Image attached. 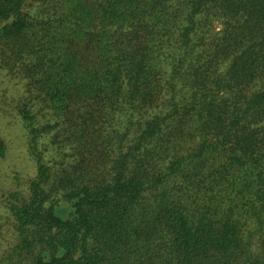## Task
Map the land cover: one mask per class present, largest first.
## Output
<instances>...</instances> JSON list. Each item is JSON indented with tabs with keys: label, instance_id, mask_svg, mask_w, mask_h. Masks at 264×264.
<instances>
[{
	"label": "trees",
	"instance_id": "1",
	"mask_svg": "<svg viewBox=\"0 0 264 264\" xmlns=\"http://www.w3.org/2000/svg\"><path fill=\"white\" fill-rule=\"evenodd\" d=\"M0 68L35 97L23 264H264V0H0Z\"/></svg>",
	"mask_w": 264,
	"mask_h": 264
},
{
	"label": "rangeland",
	"instance_id": "2",
	"mask_svg": "<svg viewBox=\"0 0 264 264\" xmlns=\"http://www.w3.org/2000/svg\"><path fill=\"white\" fill-rule=\"evenodd\" d=\"M34 99L26 94V82L17 74L0 68V137L7 147L5 156L0 159V264H23L35 258L42 248L41 238L32 230H25L11 210L12 206H20V196H29L30 183L38 173L29 132L19 111L24 103ZM55 122L53 130L40 134L37 151L39 154L44 150V141L49 144L47 162L53 170L64 167L69 161V150L64 148L68 152L64 155L60 147L64 139L61 138L63 120L58 118Z\"/></svg>",
	"mask_w": 264,
	"mask_h": 264
}]
</instances>
